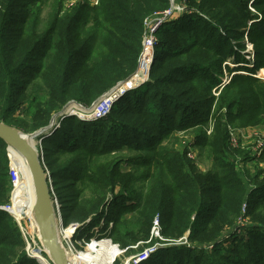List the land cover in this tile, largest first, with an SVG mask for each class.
Segmentation results:
<instances>
[{"label":"trees","instance_id":"1","mask_svg":"<svg viewBox=\"0 0 264 264\" xmlns=\"http://www.w3.org/2000/svg\"><path fill=\"white\" fill-rule=\"evenodd\" d=\"M248 1L203 0L201 5L191 2L199 9L214 12V18L220 22L221 29L226 35L218 33V27L214 23L203 26L197 24L192 27L190 22L183 21L185 18L174 28L170 25L163 27L158 32L161 43L157 46L158 54L150 70V82L146 87L135 88L137 89L135 92L119 99L112 106L111 112L101 121H82L77 117L78 121L77 119L72 121L71 130L67 129V126L61 129L60 139L47 138L54 145L51 149L68 150L79 156L115 152L123 146H130L134 150L148 154L145 162L149 163V169L145 171V175H141L147 182V192L141 193L144 197L140 194L129 196V201L138 198L134 208L127 209L135 216L131 219L118 217L113 222L109 234L112 242L122 248L130 247L141 240H149L153 222L160 216L163 232L167 238L179 239L190 232V241L192 239L200 241L201 244L210 243L213 245V252L219 254L222 244L217 242L228 236H235L238 232V220L243 217L249 218V225L245 228L253 237L247 236L243 240L234 239L235 255L227 252L221 254L223 263L213 258L210 253L195 252L194 249L190 250L185 246L162 250L157 258L152 257L143 264H202V262L264 264V183L254 186L253 183L259 179L258 175L240 173L237 170V159L241 157L242 151L230 150L228 130L223 136L215 139H211L208 135L204 137L208 158L213 162V168L222 172L221 175L208 173L203 176L194 172L192 161L187 158L186 153L182 154L176 149L169 150V146L162 145L165 137L167 144L171 145L173 138L170 136L174 130L183 129L187 124L189 127H199L207 120L204 111L208 102L202 101L203 98L198 95L213 92L217 81L204 80V74L206 72L210 74L214 67L220 68L231 57L222 51L224 43L221 41H226L225 43H228L236 54L239 46H233L229 41L231 35H237L244 27H249L250 33L260 32L262 34L257 35L264 36V0H252L254 10L249 9ZM14 6L15 0H8L3 5L7 12L0 24V122L13 127L12 119L19 108L16 96L18 87L26 84L29 86L32 79H39L42 86L36 85L30 92L36 103L33 108V119L39 129L47 127L54 112L65 107L70 101L78 100L90 106L99 100L104 91L112 88L118 81L130 77L138 66L146 19L160 9H167L169 2L168 0H98L97 5L90 8L92 15L86 21L87 29L79 33L75 32L76 24L80 21V10L77 9L74 13H67L65 16L64 14L61 16L59 12L58 17L50 24L51 30L47 35L31 36L30 32L29 36L32 38L28 44L22 39L23 36L16 40L9 34L10 30L14 29L10 24L15 18V21L27 18L26 26L29 30H33L39 27L40 19L35 12L27 11L25 6L15 15V12H12ZM258 9L261 11L260 17L254 14ZM187 16L189 15L185 14L183 17ZM60 17H63V20H60L62 19ZM257 19L259 21H255ZM200 27L201 30L205 27V31L210 34L211 37L207 38L211 43L204 44L197 39L198 35L195 32ZM213 29L216 30L217 36L216 32L212 33ZM83 35L85 38L82 42L80 39ZM52 37L57 42V46L53 45ZM98 46L104 50L99 63L88 77H77V70L74 68L78 64L77 59L84 54L86 48L95 49ZM203 47L208 50V54L213 53L219 58L215 64L206 63L208 59H204L205 54L201 55L199 51ZM40 48L43 58L56 61V65L46 68L40 59L36 76L30 80H22L21 75L27 69L35 68L29 65V62ZM255 55L258 62L256 67L264 68V51L257 49ZM116 65L121 67L114 68ZM43 70L46 73L43 74ZM244 75L237 74L233 81L239 76L254 82L258 80L257 77L250 78V75L249 77ZM261 84V91L244 89L246 93L237 101L233 98L226 99V118H230V112L236 107L240 109L239 112H235L239 119L247 117L255 122L258 116L264 115V81ZM42 91L44 98L39 97ZM224 92L222 90L220 96ZM66 119L72 120L70 117ZM216 130L217 134L221 133V129ZM105 134L107 147L103 149L101 139ZM1 145L8 148L2 139H0ZM244 161L242 159L241 162ZM147 163L142 164L141 167L145 169ZM47 164L51 169L53 183H59L60 179L67 180L72 176L80 182L89 172L90 180L94 177L92 171L96 169L95 166L84 162L79 163L82 173H76L75 169H72L71 173H65L62 169H55L50 160ZM108 171L109 169L99 171V176L105 179L96 184L101 192L102 201L107 190L114 192L120 186L123 189H127L128 186V181H117L121 174L116 168L113 167L109 173ZM97 174L98 170H96ZM6 176L8 177V174ZM8 182L10 184L11 181ZM74 184L71 182L62 186L55 184L59 188L60 200L64 203L68 200V204H71L62 206L65 225L71 220L82 223L89 217L88 214L81 219L73 216V213H78L74 211L76 203L71 202L75 199L72 198V194L65 195ZM127 203L126 199L120 204L122 207H127ZM97 208L98 206L95 209ZM195 215L196 220L193 222L192 218ZM260 231L262 232L259 233ZM82 235L78 234L79 237ZM239 246H243L244 260L237 257L240 252ZM163 255H168V258Z\"/></svg>","mask_w":264,"mask_h":264},{"label":"rangeland","instance_id":"2","mask_svg":"<svg viewBox=\"0 0 264 264\" xmlns=\"http://www.w3.org/2000/svg\"><path fill=\"white\" fill-rule=\"evenodd\" d=\"M193 1L197 2V4L199 5H201L203 2V0H187L188 9L190 12H187L185 14H188L189 16L183 17L185 15H182L178 18H174L165 26L168 27V25H170L172 28H174L178 23H180V20L185 18L183 21L190 22L192 24V27L197 26V24H199L198 26H203L209 23H214L218 27L217 32L222 34L224 33L223 35H226V32L222 31L221 29L220 22L214 18L215 13L209 12L206 9H199L196 5L191 4V2ZM6 2H8V0H0V24L7 12L5 7H3ZM248 2L250 3V5H248L249 9L254 10L252 8V0H249ZM95 4L96 0H15V6L12 10V12H15V15L19 13L20 8L25 6L27 7V11L35 12V14L40 19V24L38 25L39 27L37 29L29 30L28 26H26V20L28 19L23 18L19 21H15L16 18L14 19V15V20L10 24V27L14 29H11L9 34L12 35L16 40H19V38L23 36L22 39H25V43L28 44L30 39L32 38L29 36L30 32L32 33L31 36H33V34L46 36L47 33L51 30L50 24L56 17H58L59 12L61 16H63V14L65 16V14L67 13H74L77 9L80 10L81 16L80 21L76 24L77 28L75 32L79 33L83 29L88 28L86 21L88 20V17L92 15V10L90 8H94V6H96ZM163 10L164 9H160V11ZM259 13H261V11H259L258 9L257 13L254 14L256 17H260ZM60 18H62L60 20H63V17ZM255 21H259V19ZM215 32L216 30L213 29L212 33ZM217 32L215 34L216 36ZM195 34L198 35L197 39L202 43H211L208 39L211 36L208 32L205 31V27H202V30L201 27L198 28ZM257 34L262 33H250V28L244 27L242 31L237 35H231L229 37L231 38L229 41L233 43V46H239L238 52L236 54L234 53V49L230 47L228 43H225L226 41H221L222 43H224L222 51L227 53L231 57L223 65H221L220 68L214 67L211 70L212 72L210 74H208V72H206L205 74L203 73L204 80L217 81V84H215L216 88L213 90V92L198 95V97L203 98L201 99L202 101L206 100V102H208V105L204 111L205 116L208 117L207 120L205 121V123H201L199 127H189L187 124L183 127L185 131H182L183 129L174 130L170 136L173 138L171 145L167 144L168 141L166 140V137L162 144L165 146H169V150L176 149V151H179L182 154L186 153L187 158V152L189 153L190 151H193L195 159H188L192 161V170L194 172L201 173L203 176H206L208 173L221 175L222 172L215 170L213 168V162L208 158V149L206 148L204 137L206 135H208L211 139L221 137L226 133V131L228 130V126L230 125L233 129L235 128L236 130H238L241 135L244 132L245 138L242 139L241 142L245 146V149H241L242 154L241 157H238L237 159L238 163L236 167L240 173L258 175L259 179L253 183L254 186L263 185L264 183V155H261L258 160H254L250 157L247 148H251L253 150L254 148H256L258 143L262 141L260 138H264V115L258 116L255 122L247 117L239 119L236 117L235 112H239L240 109L236 107L232 112H230V118H226L227 108L225 106L227 103L226 99L233 98L234 101H237L240 97H242L244 93H246L244 89L254 91L262 90L261 82L264 81V71L263 73L261 71L264 70V68L256 67L258 62L255 51L257 49L260 51H264V36ZM84 36L85 35L81 37L80 41L82 40L83 42L85 38ZM156 40L158 41V43L154 50L155 60L156 54H158L157 46L161 43L159 33L156 35ZM80 41L77 40V42L81 43ZM52 43L54 46H57V42L55 41V39H53V37ZM225 45L228 46L225 47ZM41 49L42 48L34 53L29 62V65H33L35 68L27 69L21 75L22 80H30V78L36 76V69L39 65L38 62L40 59H42V61L44 62L42 65H45L46 68L48 66H52L53 64L56 65V61L52 59L45 60L43 58V52ZM199 51L201 52V55L205 54V56L203 55V57L204 59H208L206 62L207 64H215L219 59L213 53L208 54V50L204 47ZM103 52L104 50L101 46H98L95 49L86 48L84 54L77 59L78 64L74 67L77 70V77H88L94 67L101 60L100 58L102 57ZM146 57L147 56H144L142 63L145 61ZM34 58L37 60H34ZM138 61V66L130 77L124 78L120 81L117 80L118 83L115 84L112 88L104 91L99 100L94 104L89 106L84 102L72 100L67 103L65 107L61 108L60 110H56L52 116L50 124H48L49 127L47 126L38 129L37 124H35L36 121L33 119V108L36 103L34 102V98L30 96V92L34 86H42L41 80L32 79L29 86H27L26 84L25 86L20 85L18 87L16 96L19 102V108L16 110L11 124L13 127L18 128L20 131H23L29 136L40 133V135H36L34 137V141L36 147L39 148V151H41V153L43 154V163L46 166L48 173L51 175V169L47 164L49 160L51 161V165H53L55 169H62L65 173H71L70 171L72 169H75L74 171H76V173L78 174L82 173L83 170L82 168H80L79 163L83 164L84 162L95 166L96 168L92 171L94 174V177L92 179L89 180V176H91L89 172L88 175H86L85 178L80 182H77L74 179V176H72L70 178H67V180L60 179L59 183H53V179L52 177H50V183L52 184L53 188V195L55 200H57L58 202V205H56V207H59L61 217L62 206L64 204H68L69 202L68 200H66V203H64V201L60 200L59 188H57L55 184H59V186H62L66 185L69 182H71L72 184L75 183L74 187L68 190L65 195L68 196L72 194V198L75 199L71 202L76 203V208L74 209V211L78 213H73V216L77 217V219H81L85 218L87 214L89 215L85 222L80 223L79 221L71 220L68 225L63 224V236L62 238H60L63 249L65 252H67L68 258L72 261L73 264H92L91 258L84 260L83 254L91 252L98 254L97 250L99 249V246L97 243L104 240L109 241L110 245L112 246V259L110 260V262H108V264H127L132 259H138L141 255L147 252L148 249H157L155 254H153L148 259L150 260L152 257L157 258L159 254L163 252L162 250L185 246L190 250L194 249L193 251L195 252L198 251L200 253L202 251H205L207 254L210 253L213 258L223 263L221 254H225L227 252L228 254L235 255V252L233 250V248H235L233 245L234 239L243 240V238H246L247 236L253 237L248 229L245 228L246 225H249L248 217H243V219L238 220V232L235 236H228L226 237V239H220L217 242L222 244V248L220 249L221 253L219 254L213 252L214 248L210 243L201 244L200 241L192 239L190 241V232L179 239H170V237L167 238L164 235L163 223L159 215V224L155 225L156 220L153 222L152 228L150 230L151 236L149 240H141L130 247L122 248L118 244L112 242V240L109 238V234L112 229L113 222L118 219V217H126L131 219L133 216H135L127 209L134 208L136 204L135 202L138 201V198L134 199L133 201H129V196H137L139 194L142 195L141 193L146 194L147 192V182L143 180L144 176L141 175H145V171L149 169V163L145 162L148 154L140 150H134L130 146L120 147L119 149H116L115 152H101L87 154L84 156L74 155L68 150L63 151L62 149H51L54 145H52L51 141L47 138L56 137V139H60L62 136V134H60V131L66 126L68 127L67 129L70 128L71 130L72 121H75L76 119L78 121V118L74 115H77L78 117L86 121H101L102 119H104V113L108 108L105 103H107V100L110 97L119 93L120 90L124 89L125 92L124 95H121L122 98L132 92H135L137 89H139L138 87H146L148 85L151 79L150 72L147 76L146 81H140L137 79L136 73L141 67L140 58ZM148 61L151 62V59L148 58ZM226 66L227 68H225ZM116 67L121 66L116 65L114 68ZM42 73L44 74L46 72L43 70ZM239 73L245 74V77H249L248 75H250V78L257 77L258 80L254 82L239 76V78L236 77V81H233L235 80V76ZM41 75L42 74H40V76ZM134 78L135 81L132 84V88L134 89L131 88L130 90L128 83L132 82ZM139 82H141V84L143 82L144 83L141 85ZM222 90H224L225 92L222 94V96H220ZM39 97H45L44 91L39 94ZM101 105L102 107L99 109L100 115H98L96 118L95 109L99 108ZM92 108L94 109V111L90 114L81 113L83 111L86 112L87 110H90ZM65 111L69 115L62 116ZM66 117H70L72 120H65ZM216 129H221V133L217 134ZM106 134L103 135L104 137L101 139L103 149H105L104 147H107L105 144L107 142V137H105ZM44 139L45 141L43 142ZM15 153V150L11 151L9 148L3 147V145L0 146V264H43L39 259H33V255H36L37 258L41 255L47 260V264H54L43 245L42 235H40L39 226L35 218V211L38 208V200H36L35 195L30 196V193L32 192V189L34 187V183L33 180H29L30 178H32L29 168L25 172L23 166L19 163L17 155ZM239 159L241 161L242 159L245 161L240 162ZM144 163H147V167L145 169L141 167ZM113 167L116 168L121 174L120 178H118L117 181H128V186L127 189H123V187L120 186L114 192L107 190L104 200L102 201L101 192L96 184L97 182H102V180L105 178H103V176H99V171L102 169H109V173ZM155 168L156 167L154 166V169ZM96 170H98L97 175ZM15 173L18 174V181L15 182L16 185L14 183ZM26 173L29 176H27ZM6 174H8V177L6 176ZM107 177H109V174L107 175ZM8 181H11V185ZM121 194H123L122 197ZM120 197L122 198V201H125L127 199V207L121 206L120 203L122 201ZM97 206L98 208L95 209ZM245 209L243 210L244 214H246ZM70 213V215L72 216V212ZM195 220L196 215L192 218L193 222ZM74 229H76V233H81L83 235L81 237H79L78 234H76L75 236H70V233L72 232H74L75 234ZM261 232L262 231H260L259 233ZM114 245L117 246V248ZM236 245L238 244L236 243ZM239 248L240 252H238L237 257H240L244 260L245 256L242 254L243 246H239ZM164 256L166 259L168 258V255H163V257ZM143 263L144 262L140 264ZM205 263L206 262H202V264Z\"/></svg>","mask_w":264,"mask_h":264},{"label":"water","instance_id":"3","mask_svg":"<svg viewBox=\"0 0 264 264\" xmlns=\"http://www.w3.org/2000/svg\"><path fill=\"white\" fill-rule=\"evenodd\" d=\"M93 111L94 109L92 108L86 112L90 114ZM63 115L66 116L68 113L65 111ZM36 135H40V133ZM36 135L33 136L35 137ZM0 139L8 145L11 151L16 150L19 152L29 166L30 175L36 186V197L38 200L35 218L39 226L40 235H42L43 245L51 261L54 264H73L69 260L67 252L59 245L57 217L60 219L62 227L63 218L55 212L57 207L52 184L50 183L51 175L43 163V154L39 152L38 148L30 144L29 135L16 127H11L2 122H0Z\"/></svg>","mask_w":264,"mask_h":264},{"label":"built area","instance_id":"4","mask_svg":"<svg viewBox=\"0 0 264 264\" xmlns=\"http://www.w3.org/2000/svg\"><path fill=\"white\" fill-rule=\"evenodd\" d=\"M168 2H169V7L167 9L154 13L145 21L146 24H145L144 35L142 38V41H143L142 51H141L139 58L141 60L140 66L142 64V61H143L145 55H148L149 58L152 59L151 64L149 65V69L146 72L147 76L149 75L150 69L155 62L154 50H155V47L158 43V41L156 40V35L158 34V32L165 25H167L170 21H172L174 18H178L179 16L185 15V13L190 12L188 9L187 0H168ZM97 3H98V0H96L95 5H97ZM134 77H135V75H134ZM146 79H147V77H146ZM146 79H145V81H146ZM134 81H135V78L132 82L128 83L130 90L132 88V84L134 83ZM124 92H125V90L122 89V90H120L119 93H117V95L115 94L107 100V103H105V104H106V106H108V108L106 109V112L104 113L105 116L111 112L110 110H111L112 106L115 103H117V101L121 98V95H124ZM118 95H120V96L117 98ZM101 107H102V105L99 108L95 109L97 116L100 115L99 109ZM228 134H229L228 143H229L230 150L245 149V146L241 142V140L245 138L244 132L241 135L238 132V130H236L235 128L233 129L232 126L229 125L228 126ZM260 139L262 141H260L258 143L256 148H254L253 150L251 148H247V151H248L250 157L254 160H258V158H260V156L264 152V138H260ZM187 154H188V158L195 159L193 151H190L189 153L187 152ZM240 162H241V160H240ZM17 178H18V174L15 173L14 174V183L18 181ZM15 185H16V183H15ZM55 202H56V205H58L57 200ZM245 206L246 205H244V208H245ZM57 210H59L58 206H57ZM58 214H60V212H58ZM158 224H159V217L156 218V221H155V225H158ZM73 236H75V235H73ZM115 247L117 248V246H115ZM156 250L157 249H155V248L154 249H148V251L145 252L143 255H141L138 259H135V260L132 259L127 264H140L142 262H145L153 254H155Z\"/></svg>","mask_w":264,"mask_h":264},{"label":"bare ground","instance_id":"5","mask_svg":"<svg viewBox=\"0 0 264 264\" xmlns=\"http://www.w3.org/2000/svg\"><path fill=\"white\" fill-rule=\"evenodd\" d=\"M145 56H147L146 57V59H145V61L141 64V67L139 68V70L137 71V79L138 80H140V81H143V80H145L146 79V77H147V75H146V72H147V70L149 69V65L151 64V62H149L148 61V58H149V56L148 55H145ZM149 59H151V58H149ZM151 61H152V59H151ZM139 83H141V82H139ZM132 89H134V88H132ZM117 95V94H116ZM120 95H118L117 96V98L119 97ZM117 100V99H116ZM115 100V101H116ZM82 114L83 113H87V112H81ZM69 115V114H68ZM71 115V114H70ZM74 116H76V117H78L77 115H74ZM96 117H97V114L95 115ZM79 119H81L80 117H78ZM94 119V118H93ZM81 120H83V119H81ZM50 129H51V127H50ZM29 142H30V144H32V145H34L35 147H36V145H35V141H34V136L33 135H31L30 136V140H29ZM37 148V147H36ZM38 150H39V148H38ZM16 151V150H15ZM40 153H41V151H39ZM16 155H17V159H18V161H19V163L23 166V168H24V170H25V172L28 170V168H29V166L27 165V162L25 161V159L23 158V156L19 153V152H17L16 151V153H15ZM27 174V173H26ZM27 176H29L28 174H27ZM29 180H31L32 181V178H30ZM34 183V182H33ZM33 196V195H35L36 196V186H35V183H34V187H33V189H32V192L30 193V196ZM36 200H37V197H36ZM55 205H56V203H55ZM37 211V210H36ZM35 211V212H36ZM56 212V214H58V212H59V210H56L55 211ZM56 217H57V215H56ZM74 231H75V234H74V232H72V233H70L71 235L70 236H73V235H76V229H74ZM57 232H58V235H59V245H60V247L63 249V245H62V243H61V241H60V238H62V236H63V227H62V225H61V221H60V219H58V217H57ZM69 232H70V230H69ZM68 232V233H69ZM98 244V246H99V249L97 250V253L98 254H96V253H93V252H91V253H84L83 254V258H84V260H86V259H88V258H91V263L92 264H108V262H110V260L112 259V254H111V249H112V246L110 245V242L109 241H107V240H104V241H102V242H99V243H97ZM67 247V246H66ZM67 249V248H66ZM64 250V249H63ZM69 253V252H68ZM73 253V252H72ZM110 257V258H109ZM33 259H39L43 264H47V260L43 257V256H38V258H37V256L35 255H33V257H32ZM71 258H72V255H71ZM72 262V261H71Z\"/></svg>","mask_w":264,"mask_h":264}]
</instances>
